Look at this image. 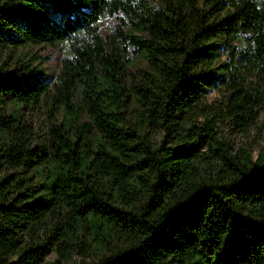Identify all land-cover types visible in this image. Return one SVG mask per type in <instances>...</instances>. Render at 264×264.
Here are the masks:
<instances>
[{"label": "trees", "instance_id": "1", "mask_svg": "<svg viewBox=\"0 0 264 264\" xmlns=\"http://www.w3.org/2000/svg\"><path fill=\"white\" fill-rule=\"evenodd\" d=\"M2 43L68 55L0 69V264H264V154L231 147L264 113V0H0ZM45 99L33 145L5 105Z\"/></svg>", "mask_w": 264, "mask_h": 264}, {"label": "rangeland", "instance_id": "2", "mask_svg": "<svg viewBox=\"0 0 264 264\" xmlns=\"http://www.w3.org/2000/svg\"><path fill=\"white\" fill-rule=\"evenodd\" d=\"M115 25L113 19L104 15L99 21V30L105 36ZM68 55V49L64 44L51 46L48 44H25L14 47L8 43L0 44V69H7L15 73L27 71H39L52 80L58 74L62 66L63 59ZM220 94L210 90L204 100L205 105H213L220 101ZM5 108L9 111L14 110L22 121L32 129V144L36 145L46 140L48 130L53 123L52 118L56 117L59 122L64 121L61 111L56 113L48 107L46 99L40 105L28 108L15 106L8 102ZM84 118L82 117V121ZM201 118H198V121ZM223 133H227L224 126H219ZM159 135H155L158 139ZM204 150L205 143H198ZM231 147L234 153H241L249 150L250 155L255 159L258 155L264 154V113L260 115L255 124L250 125L243 133L236 132L231 138ZM100 254L81 255L78 248H74L68 258L60 257L55 247H45L40 256L30 264H93Z\"/></svg>", "mask_w": 264, "mask_h": 264}]
</instances>
